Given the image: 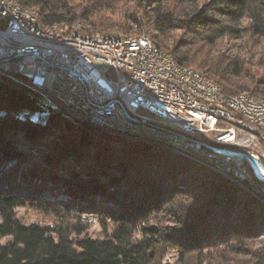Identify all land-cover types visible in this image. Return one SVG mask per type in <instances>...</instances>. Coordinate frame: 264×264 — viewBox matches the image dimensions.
<instances>
[{"label": "trees", "instance_id": "trees-1", "mask_svg": "<svg viewBox=\"0 0 264 264\" xmlns=\"http://www.w3.org/2000/svg\"><path fill=\"white\" fill-rule=\"evenodd\" d=\"M14 1L66 34H147L224 95L264 103V0ZM35 104L0 78V264H165L171 250L178 264H264V205L241 188L61 113L15 117ZM23 208L59 223L24 224ZM95 220L104 236L86 237Z\"/></svg>", "mask_w": 264, "mask_h": 264}, {"label": "built area", "instance_id": "built-area-1", "mask_svg": "<svg viewBox=\"0 0 264 264\" xmlns=\"http://www.w3.org/2000/svg\"><path fill=\"white\" fill-rule=\"evenodd\" d=\"M4 74L36 84L44 100H66L79 119L94 117L121 130L172 139L194 152L217 155L216 163H226V156H248L264 168V130L242 127L223 109L203 107L189 81L182 80L181 73L180 79H173L167 57L152 54L146 39L82 41L74 33L47 37L30 25V16H20L0 1V75ZM175 80H182L183 89H176ZM200 93H208L207 85ZM228 105L264 120L256 102ZM159 125L166 130H159ZM240 162H246V169L234 173L246 182L249 164L241 158ZM247 183L262 193L261 184Z\"/></svg>", "mask_w": 264, "mask_h": 264}, {"label": "bare ground", "instance_id": "bare-ground-1", "mask_svg": "<svg viewBox=\"0 0 264 264\" xmlns=\"http://www.w3.org/2000/svg\"><path fill=\"white\" fill-rule=\"evenodd\" d=\"M0 1L2 4H8L9 7L17 10L18 15L30 16V25L33 26V28H35L36 30H40V32L44 33L47 37L66 36L74 33L79 36L80 40L82 41L97 40L100 42H107L109 40L119 41L122 39L124 41L141 43V39H146L147 45L150 47L152 54L156 56L167 57L169 64H171V71H173V79H180L181 73V79L189 81V83L192 85V94H198V101L203 102V107H208V109L211 110L223 109V112L227 117L237 118L239 124L242 127L264 130V120H257L256 118L250 116V114L246 113L242 108H234L232 105H228L242 104V102H256L257 105L262 107V113L264 114L263 102H260L243 94L236 96L224 95L215 83L206 79L196 71L179 65L172 58L157 49L152 44L150 37L147 34L129 37L121 36L119 34L90 35L79 30L71 31L69 34H66L62 33L58 26L40 27L38 24V14L36 11L25 10L20 7L19 4L14 0ZM0 77L2 79H5L6 81L11 82L21 89L27 90L32 98L36 99V106L40 112L37 113L38 115H31L32 120H39V118L44 116L46 117L49 114L53 113H61L67 118L81 122L91 129L93 128L107 135L118 137L126 141L146 144L168 151L187 161L200 165L201 167H204L209 171L215 173L216 175H219L222 178L230 181L264 205V186L262 185V193H258V191L255 190V184L247 183L253 182L251 171H245L246 182L241 178L240 173H234V169H246V162H240V158L238 157L226 156V163H216L217 155H206L205 153L194 152V150L186 148L184 144H177V141L172 139H162L154 136V134L149 132H129L126 130H121L120 128H117L115 126H110L109 123L99 122V120L94 117L79 119L78 112L73 110L72 106L66 105V100H60V98L57 97H48V101L44 100L43 94L41 93V91H38V86L36 84H30L29 82L21 79V77H18L14 74H4L0 75ZM182 80H175L176 89H183ZM201 82L205 84H201ZM206 85L208 93H200V91H206ZM48 105L51 106L48 110H41V108H48ZM24 115L30 116L27 112H24L19 115V117H22Z\"/></svg>", "mask_w": 264, "mask_h": 264}, {"label": "rangeland", "instance_id": "rangeland-1", "mask_svg": "<svg viewBox=\"0 0 264 264\" xmlns=\"http://www.w3.org/2000/svg\"><path fill=\"white\" fill-rule=\"evenodd\" d=\"M69 1L71 2L72 5H77L84 0H69ZM131 36H134V35H131ZM0 116L2 117V116H4V114L1 112ZM15 117L18 119H21V117H18V116H15ZM27 117L29 118L30 122H32L33 124L44 125V122H45V119L47 116L41 117V118H39V120H32L31 115L27 116ZM103 134H105V133H103ZM105 135H107V134H105ZM19 142L20 143L17 146L19 149L26 151V150L31 148L30 143L24 142L23 140H19ZM129 142H131V141H129ZM15 214H16V217L20 221H22L24 224L36 223V224H40V225L54 226L55 224L59 223V220H57V218H54L53 216H50V215H44V214L39 213V212H37L31 208L18 209ZM152 223H155V221H153ZM86 225H87L86 226L87 231L85 234L86 237L101 238L104 236V230L102 229L101 225H99V223L96 220L93 222H89ZM107 230H108V227H107ZM178 255L179 254L176 250L169 251L168 254L166 255L164 263L165 264H178L177 263Z\"/></svg>", "mask_w": 264, "mask_h": 264}, {"label": "water", "instance_id": "water-1", "mask_svg": "<svg viewBox=\"0 0 264 264\" xmlns=\"http://www.w3.org/2000/svg\"><path fill=\"white\" fill-rule=\"evenodd\" d=\"M39 112L40 111L38 109V112L37 113H39ZM37 113H34V114H37ZM146 117L147 118H150V119H154V118H152L153 116H151V115H149V116L146 115ZM158 128H159V130L160 129L161 130H166L161 125H159ZM166 132H168V131H166ZM234 157H238V158H241L243 160H247V162L249 164V169H250V171L252 173V176H253V180L256 181L257 183H259V184H261V185L264 186V168L258 162H256L254 159H252V158H250L248 156L237 155V156H234Z\"/></svg>", "mask_w": 264, "mask_h": 264}]
</instances>
